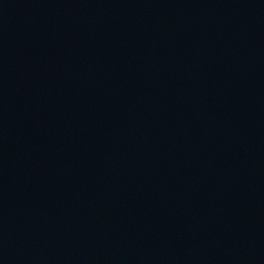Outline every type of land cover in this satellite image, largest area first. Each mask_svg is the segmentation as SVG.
<instances>
[{"label": "water", "instance_id": "95a60500", "mask_svg": "<svg viewBox=\"0 0 264 264\" xmlns=\"http://www.w3.org/2000/svg\"><path fill=\"white\" fill-rule=\"evenodd\" d=\"M143 264H264V0H216Z\"/></svg>", "mask_w": 264, "mask_h": 264}]
</instances>
